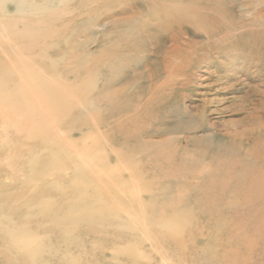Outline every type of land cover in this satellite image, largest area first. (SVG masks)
Listing matches in <instances>:
<instances>
[{
	"label": "rangeland",
	"instance_id": "obj_1",
	"mask_svg": "<svg viewBox=\"0 0 264 264\" xmlns=\"http://www.w3.org/2000/svg\"><path fill=\"white\" fill-rule=\"evenodd\" d=\"M10 12L0 264H264V0Z\"/></svg>",
	"mask_w": 264,
	"mask_h": 264
},
{
	"label": "bare ground",
	"instance_id": "obj_2",
	"mask_svg": "<svg viewBox=\"0 0 264 264\" xmlns=\"http://www.w3.org/2000/svg\"><path fill=\"white\" fill-rule=\"evenodd\" d=\"M117 3V2H116ZM174 3V2H173ZM26 4V0H9L6 1L5 3H3L2 6V10L0 11V51H2L3 49H5L6 47H9V45L11 46V34L9 35V28L7 27L8 24H5L6 21L10 20V19H17V22H22V18L15 16L12 14V12H10V9L12 6H15L16 8H18V10L22 11L24 6ZM127 4V3H126ZM129 4V3H128ZM151 4V2H150ZM176 8V7H175ZM187 8V7H186ZM243 9V8H242ZM191 10V9H190ZM192 11V10H191ZM189 11V12H191ZM19 13V12H18ZM195 15V14H192ZM173 16V15H172ZM185 16V15H184ZM171 17V16H170ZM197 17V16H196ZM181 22V21H180ZM189 22V21H188ZM195 24V23H194ZM182 25V24H181ZM180 26V25H179ZM9 37V38H8ZM7 39V41H6ZM15 41V51H17V53H19V56L22 58L23 54H24V50H25V42H24V37L22 32L18 33L17 36L14 39ZM222 47V46H221ZM242 48V47H241ZM218 50V49H217ZM242 54V53H241ZM213 58V57H212ZM18 63L20 64L21 68H22V61H18ZM208 63V62H207ZM189 67V66H188ZM246 69V68H245ZM232 70V69H231ZM243 70V69H242ZM19 72L24 71V69H18ZM10 72V71H9ZM235 72V71H234ZM239 72V71H238ZM4 77V76H3ZM9 77V76H8ZM11 77V76H10ZM16 77V76H15ZM1 81V80H0ZM5 82V80H4ZM7 84V83H6ZM5 84V85H6ZM2 86V85H1ZM15 86V85H14ZM204 86V85H203ZM27 87V86H25ZM8 88V87H7ZM18 88V87H17ZM24 88V87H23ZM13 90V89H12ZM18 91L16 92V97H14V99L11 98V96H13V94L11 95L10 93H4L1 92L0 93V121L3 123L2 126H0V133L1 132H6L8 129V125H6V122L8 120H10L11 118H13L14 116H18L20 117V121L23 120L22 116H23V112H24V99H25V95L24 92L21 93V89H18ZM15 91V90H14ZM11 92V91H10ZM12 93V92H11ZM25 94H27L25 92ZM11 95V96H10ZM28 96V94H27ZM29 99V98H28ZM27 99V100H28ZM29 101V100H28ZM35 101V99H34ZM204 105V104H203ZM32 114V113H31ZM25 116V115H24ZM17 120V119H16ZM24 126V125H23ZM15 129V128H14ZM81 203V201H80ZM77 208V206H76ZM75 208V209H76ZM74 209V211H75ZM44 211V209H43ZM45 212V211H44ZM82 212V211H81ZM77 212H75L76 214ZM81 215V214H80ZM93 215V214H92ZM55 217V216H54ZM64 217V216H63ZM67 217V216H65ZM80 217V216H79ZM94 217V216H93ZM95 218V217H94ZM67 219V218H66ZM94 221V220H93ZM76 222V221H75ZM184 222V221H183ZM71 223V222H70ZM63 226V225H62ZM13 232V231H11ZM26 232V231H25ZM23 234V233H22ZM32 237V236H31ZM7 238V237H6ZM26 238V237H25ZM23 240V239H22ZM20 242V241H19ZM32 246V245H31ZM36 246V245H35ZM29 249V248H28ZM25 250V249H24ZM23 251V250H22ZM29 251V250H28ZM41 251V250H40ZM21 253V252H20ZM32 256V255H31ZM33 263V262H32Z\"/></svg>",
	"mask_w": 264,
	"mask_h": 264
}]
</instances>
